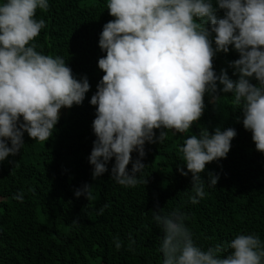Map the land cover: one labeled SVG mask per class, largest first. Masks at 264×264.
Masks as SVG:
<instances>
[{
  "label": "clouds",
  "instance_id": "1",
  "mask_svg": "<svg viewBox=\"0 0 264 264\" xmlns=\"http://www.w3.org/2000/svg\"><path fill=\"white\" fill-rule=\"evenodd\" d=\"M106 3L114 19L99 36L106 55L98 67L104 75L90 99L96 106V139L88 157L93 178L108 172L114 158L112 180L135 187L146 167L145 143H160L166 129L190 130L205 111L206 94L216 101L218 93H231L243 127L264 153V0ZM48 7V0H0V162L21 152L25 133L48 141L61 109L81 105L90 90L87 76L76 78L63 57L37 51L34 40L45 21L36 19V11ZM230 47L239 53V59L229 62L236 80L226 69L217 74L213 65L217 53H228ZM236 136L232 127L211 133L201 127L199 135L184 140V163L177 169L183 176L191 173L192 203L206 195L205 181L217 185L218 175L208 172L205 180L202 174L207 164L227 157ZM133 152L139 158L133 160ZM81 195L91 198L90 185L75 191L77 198ZM15 198L22 200L23 193ZM153 220L163 233V264H264V240L257 234H238L226 246L202 248L179 209L153 211ZM115 246L120 248L118 240Z\"/></svg>",
  "mask_w": 264,
  "mask_h": 264
},
{
  "label": "trees",
  "instance_id": "2",
  "mask_svg": "<svg viewBox=\"0 0 264 264\" xmlns=\"http://www.w3.org/2000/svg\"><path fill=\"white\" fill-rule=\"evenodd\" d=\"M48 3L47 9L36 11V19L45 21L34 40L36 49L63 57L76 78L87 76L90 90L81 105L61 109L48 141L25 133L21 152L0 162V264H163V233L153 220V211L160 210L167 214L179 209L202 248L226 246L242 233L264 240V153L256 150L251 132L243 127V114L233 105L231 93H218L216 101L206 94L205 111L187 132L166 129L160 143L146 142V167L135 187L112 180L114 158L108 172L93 178L88 157L96 139V106L90 99L104 75L98 67L99 58L106 55L99 36L114 17L106 0ZM218 15L222 17L223 10ZM236 59L239 53L231 47L228 53H217L214 70L219 74L226 69L236 80L238 75L229 67ZM201 127L210 133L216 127H232L237 136L227 157L207 164L202 174L205 180L208 172L218 175L217 185L205 181L206 195L192 203L191 173L181 175L177 165L184 163V140L199 135ZM155 132L159 136L160 130ZM132 157L139 154L133 152ZM85 184L90 185L91 198H77L75 191ZM18 192L22 200L15 198Z\"/></svg>",
  "mask_w": 264,
  "mask_h": 264
}]
</instances>
